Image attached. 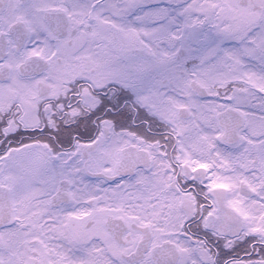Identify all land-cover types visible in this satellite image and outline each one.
<instances>
[{"label": "snow or ice", "instance_id": "obj_1", "mask_svg": "<svg viewBox=\"0 0 264 264\" xmlns=\"http://www.w3.org/2000/svg\"><path fill=\"white\" fill-rule=\"evenodd\" d=\"M0 264H264V0H0Z\"/></svg>", "mask_w": 264, "mask_h": 264}]
</instances>
